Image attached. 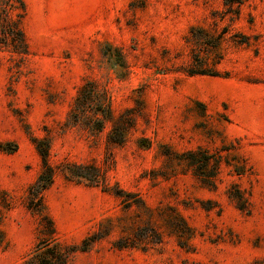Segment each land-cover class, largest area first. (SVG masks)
Instances as JSON below:
<instances>
[{
  "label": "rangeland",
  "instance_id": "rangeland-1",
  "mask_svg": "<svg viewBox=\"0 0 264 264\" xmlns=\"http://www.w3.org/2000/svg\"><path fill=\"white\" fill-rule=\"evenodd\" d=\"M25 5L28 55L0 51V264H23L38 239L39 217L25 206L41 166L34 140L48 144L54 181L42 204L60 241L81 246L100 237L68 264H264V0H245L232 21L221 13L222 0ZM192 27L227 29L216 50L218 77L180 71L190 58ZM243 36L246 43H238ZM89 84L113 115L100 131L91 108L74 118L76 98ZM124 123V141L113 143V126ZM220 140L238 147L233 153L248 173L222 167L215 190L164 156L165 148L212 151ZM77 165L94 166L97 182L71 176ZM234 187L245 211L227 196ZM119 190L152 210L160 243L115 248L146 220L110 194ZM171 209L192 228L187 241L165 224Z\"/></svg>",
  "mask_w": 264,
  "mask_h": 264
},
{
  "label": "trees",
  "instance_id": "trees-1",
  "mask_svg": "<svg viewBox=\"0 0 264 264\" xmlns=\"http://www.w3.org/2000/svg\"><path fill=\"white\" fill-rule=\"evenodd\" d=\"M245 0H222L224 16H228L229 20L239 17L240 7ZM26 13L25 0H0V51H8L9 53L25 57L28 55L29 49L26 38L22 29V21ZM227 33L226 28L210 34L202 27H192L189 30L186 42L192 45L190 50V58L187 64L180 69L187 76H209L218 77L220 75L217 65L221 57L216 53L220 41ZM247 38L242 37L240 44L246 43ZM217 54V60L209 62V56ZM203 108V105H199ZM93 110L90 119L93 123V129L100 131L104 121L113 120V115L109 106L96 96L92 85H85L76 98L75 115L84 114L86 109ZM100 117V118H99ZM129 124L114 125L109 139L113 143H122L125 138V132L129 128ZM208 136H212V131L207 132ZM36 151L40 157V171L36 180L28 186L25 195V206L32 213L38 215V239L32 250L26 254L23 264H68L69 258L77 251L85 252L90 242L93 243L100 237H90L82 241L81 246H68L62 243L57 236L55 226L52 220L44 212L42 204V193L49 189L54 181V169L48 162V144L44 140L32 141ZM144 147L148 146L145 140L140 141ZM238 147L232 143L226 144L220 140V145L214 147L212 151L204 147H196L181 153H175L165 148L164 156L174 161L176 165L183 167L182 171L188 172L194 177L201 187L208 190L216 189V182L219 178L222 167L228 169V172L237 176H243L248 173L246 161L239 154L233 153ZM77 171L69 170V174L79 179H85L89 183H96L100 176L98 170L94 166L77 165L73 167ZM89 171V172H87ZM231 192L227 196L234 202L236 208L245 211L247 208L246 201L238 189ZM105 192L107 189H104ZM110 194L118 198L125 209L135 207L144 212L146 220L142 225L136 228L126 238H121L114 244L115 248L122 249L126 247H136L143 243L158 244L161 242V234L158 233L150 224L152 218V210L145 206L144 202L137 198L135 194L125 193L121 190L110 192ZM135 198V199H134ZM165 224L170 233L178 238L187 241L193 236V230L188 224L171 209V213L165 215Z\"/></svg>",
  "mask_w": 264,
  "mask_h": 264
}]
</instances>
